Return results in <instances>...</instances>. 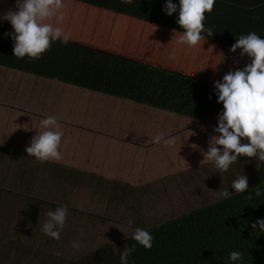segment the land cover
<instances>
[{
  "label": "trees",
  "instance_id": "16d2710c",
  "mask_svg": "<svg viewBox=\"0 0 264 264\" xmlns=\"http://www.w3.org/2000/svg\"><path fill=\"white\" fill-rule=\"evenodd\" d=\"M63 4L62 21L54 16L42 23L60 28L68 42H53L38 59L14 56V41L5 35L13 29L8 22L0 21V67L89 90L93 101L84 98L76 106L92 109L97 103L103 104L104 113L94 111L96 116H117L122 111L106 110L108 104L103 100L96 102L95 96L115 98L138 107L123 113L121 120L143 124L152 121L158 127L146 128L150 139L164 130L174 131L169 137L176 138L175 146L183 161H179L181 166L175 173L210 162L205 153L212 145L206 137L215 136L217 126L196 128L189 122L204 125L219 119L223 105L218 103L215 82L229 71L250 63L246 55H240V49L232 52L231 48L242 34L255 32L264 37V0H216L212 11L205 13L204 21L213 35L205 33V39L194 47L177 43L183 29L176 23V13L166 14V0H134L132 4L121 0H63ZM15 5L16 0H0V15L14 10ZM85 111L84 115L90 116ZM177 119L187 122L186 129L161 127L180 126ZM76 130L82 132L83 138L78 137L82 150L78 151L86 159L85 164L78 161L80 166L111 179L139 185L151 179L154 172L158 171V175L160 172L149 161L148 154L158 156L157 161L177 157V152L170 154V144L163 142L140 148L130 140L106 132L84 127ZM245 140H241L242 144ZM261 219H264V161L257 183L244 194L236 193L190 210L147 230L153 236L150 249L132 237L125 244L135 245L130 256L133 264H264V232L258 225L256 229L252 227ZM233 251L243 253L241 261L229 260Z\"/></svg>",
  "mask_w": 264,
  "mask_h": 264
},
{
  "label": "crops",
  "instance_id": "0c3cea01",
  "mask_svg": "<svg viewBox=\"0 0 264 264\" xmlns=\"http://www.w3.org/2000/svg\"><path fill=\"white\" fill-rule=\"evenodd\" d=\"M52 83H55V85ZM56 84H60L61 87ZM1 85H7L8 89L14 85L18 89L11 97ZM66 85L68 84L57 80L42 78L16 69L0 67V139H2L5 132L16 136L19 135L20 131H25L29 127H33L34 124L42 126V120L49 116L54 117L58 122V130L63 133L61 140H64L66 149L69 150L65 153L64 148H60L62 152L59 160L44 161L43 163L39 161L45 167L43 176L46 177V173L48 176V180L45 181L47 184L45 190L51 192V187H49V182L51 181L55 186L59 185L58 183H65L66 188L69 189L67 194L73 200L72 203L67 204H50L45 202L44 199H38L37 202L42 204H20V192L32 194L28 186L34 185L35 179L22 181L13 172L8 173L7 176L0 173V264H114V257L120 264V252L126 247V240L132 237V230L134 232L136 228H140V226H144L148 222L146 203L131 204V201H125V199L120 202L122 195L124 193L146 194L143 197L145 200H154V203L157 204L159 198L155 196L158 194L161 200L158 204H162L163 198L167 199L166 197L171 192L174 194L173 189L175 188L172 186H176V194H172V197L174 196L175 198L172 199L170 204H180L177 192L181 193L183 190L189 194L191 189H188V187L191 182L195 184L196 175H202L200 174L201 172L192 174L189 171L172 175L159 172L158 175L157 171L152 174L151 179L137 185L132 183L133 181L131 183L119 181L84 170L80 165L85 164L86 159L79 153L78 150H82V147L77 142L80 141L78 137L83 138V136L82 132L79 133L76 128L84 127L97 132H106L112 137L130 140L141 148L154 142L153 138H148L146 128L158 126L152 124H149V126L148 123L143 124L142 122L129 123L122 121L123 113H128L130 109H138V107L123 103L119 105L118 99L104 96H95L98 98L94 100L102 102V100L109 99V101H106L110 102V104L105 106V109L122 111V115H120V112L119 114L114 113L118 114L117 116L113 114L96 116L97 114L94 111L104 113V107H102L104 105L97 103L92 109H89L90 107L76 106L84 98L92 102L93 96H90L91 93L88 95L83 94L85 92L88 93L87 91L89 90L84 89V92H79V88L72 85L67 87ZM54 86L55 88H48ZM68 90L78 91L80 95L73 97L70 101L65 100L61 92ZM58 92L60 93L59 95ZM6 105L23 107V111L28 113L29 117L22 116L21 108L20 111L12 114L14 110L8 109ZM151 110L157 112L156 110ZM84 111L88 112L90 116L84 115ZM98 117L100 119H97ZM217 121L218 119L216 121L211 120L204 123V126L201 127L218 126V123L215 125ZM189 123L193 127H200L193 122ZM161 127L178 128L181 126L163 124ZM128 128H131V130L128 131ZM173 132L164 130L161 133L165 137H169ZM153 135L155 134L152 133ZM218 135L219 133L216 132L215 136L210 138L207 134V143L212 145V139ZM13 139H9L10 147H15L17 151L25 153L24 149L20 150L16 147L17 144L12 143ZM78 146L80 147L78 148ZM73 150L76 152L73 153ZM173 152H177L179 163V159L181 160L179 155L181 154H179L175 143L170 144V154ZM18 155H22V153ZM1 156L0 160H2ZM242 157L244 156L241 155L239 161H242ZM247 159L248 157L245 156L244 163ZM78 161L82 164H79ZM45 165H48L49 168ZM207 165L203 166L207 167ZM133 175L139 178V175ZM190 175L191 178H188ZM44 179L42 178L43 182ZM174 179L176 181L170 184ZM233 179L236 180L237 178L233 177ZM233 179L228 184L231 185ZM198 180L202 182V187L204 188L207 186L205 184H209L205 175L202 177L198 176ZM192 186L194 185L192 184ZM164 188L165 190H163ZM166 191L168 195L164 194ZM57 192L55 190L52 193L56 194ZM3 193L16 195L15 204H12V202L8 204L9 200L6 198L2 199L1 194ZM50 197L53 198L54 196ZM74 201L76 202L74 203ZM63 205L68 207L66 223L61 232V239L54 240L42 232V227L48 219L47 212L50 210L54 211L57 207ZM119 207L121 208L117 211ZM135 214L136 219H134ZM129 220L134 222L131 226L128 224ZM73 242H78L79 247H73ZM129 263L133 264L131 257H129Z\"/></svg>",
  "mask_w": 264,
  "mask_h": 264
},
{
  "label": "clouds",
  "instance_id": "9594fccd",
  "mask_svg": "<svg viewBox=\"0 0 264 264\" xmlns=\"http://www.w3.org/2000/svg\"><path fill=\"white\" fill-rule=\"evenodd\" d=\"M124 4H132L134 0H121ZM216 0H166L164 10L167 15L177 14L176 23L183 29L178 44L196 46L205 33L213 35L211 29L205 27V13H210ZM63 0H16L15 9H10L0 15V21L8 22L13 31L5 33L13 41V53L18 58L25 56L38 59L48 50L51 44L59 40L67 44L68 37L63 35L58 27L42 23L47 18L56 17L62 21L64 16L61 9ZM240 49L241 56H247L250 63L242 69L238 68L225 74L222 80L215 82L218 103L223 105L222 114L218 119L215 131L219 133L213 138L212 146L205 153L206 160L214 163L217 170L227 172L230 166L243 155L247 157L259 156L264 161V37L255 32L240 35L232 45L231 51ZM174 56V54H173ZM42 126L48 130L36 136L29 147L28 155L34 156L38 161L59 160L61 154L58 147L63 133L58 130L57 120L49 116L42 120ZM248 143L242 144V139ZM155 143L173 144L174 138L165 137L163 133L153 138ZM221 146V147H217ZM235 193H245L249 188L248 177L239 176L231 184ZM233 193L228 189H220L215 193V200L228 199ZM256 195H260L259 192ZM48 219L44 222L42 232L54 240L61 239L68 215L66 205L47 212ZM134 222L128 221L129 226ZM259 226L264 232V219L252 225L253 229ZM132 239L146 249L152 247L153 236L142 228H136ZM73 247H79L73 242ZM135 251V245L125 247L120 252V264H129V257ZM243 253L233 251L229 255L232 262L241 261Z\"/></svg>",
  "mask_w": 264,
  "mask_h": 264
},
{
  "label": "rangeland",
  "instance_id": "374dc122",
  "mask_svg": "<svg viewBox=\"0 0 264 264\" xmlns=\"http://www.w3.org/2000/svg\"><path fill=\"white\" fill-rule=\"evenodd\" d=\"M52 84L55 85V83H52ZM56 85L61 87L60 84H56ZM66 86L68 87L70 85H66ZM1 87L4 90H6V92L8 94H10L11 97H13L14 93L18 89L14 85L10 89H8L9 87L7 85H1ZM48 88L52 89V88H55V86L54 87H48ZM78 90H79V92L85 91V90H81V89H78ZM87 92L88 93L85 92L83 94L88 95L90 93L89 91H87ZM59 94L60 93L58 92V95ZM61 94H62V96H64L63 98L65 100H68V101H70L73 97L80 95L78 93V91L74 92L73 90L61 92ZM24 98H26V97H24ZM106 100L109 101V99L104 100V102L107 103L109 106L110 102H107ZM69 104H71V103H69ZM118 104L121 105L122 103L119 102ZM123 104H125V103H123ZM14 106H16V105H14ZM6 107L8 109L14 110L12 112V114H15L16 111H20L22 109V111H21V113H23L22 116L29 117L28 113L24 112L23 107H21V106L12 107L10 105H6ZM37 115H39V114H37ZM177 120L179 122H181L182 125H180V126L184 129H186L187 122L183 119H177ZM147 123L152 124V121H147ZM217 123H218V121L215 122V124H217ZM196 124L200 127L204 126L202 123H196ZM24 128H26V127H24ZM46 130H48V129L43 128L41 125L34 124L33 127H29L25 131H20L19 135H16V136L13 135L12 133H10L11 135H13V136H11L9 134V132H5L4 135L2 136V139H0V155H2L1 156L2 160H0V173L4 176H7L8 173L13 172L17 176H19V178L22 179V181H26V180L31 181V180L35 179L34 185L32 184L31 186H28V189L30 191H32V194L20 192V194H21V196L19 198L20 204H42V203L37 202L38 199H40V200L44 199L45 202H49L50 204H67V203L73 202V200L70 198L69 194H67V191L69 189L66 188L65 183H58L59 185L55 186L51 181V182H49V187H51V192L45 190L46 189L45 186L47 185L45 181L48 180V178H47L48 176H47V173H46V177L43 176V174L45 173V167L43 166L44 164L41 165V163L34 156L28 155V153L26 152V148L30 146L32 140L36 136L40 135L42 132H44ZM201 131L204 132V129H201ZM7 134H9V135H7ZM190 137L191 136L189 135L188 139ZM8 138L9 139L14 138L12 140V143L17 144L16 147H18V149H20V150L24 149L25 153L21 152L19 150L17 151V148H15V147L14 148L10 147L11 145L9 144ZM245 141H247V140H245ZM77 142L79 144H81V142H79V141H77ZM245 143H248V141ZM75 145H76V142H75ZM79 147L80 146H78V148ZM60 148H62V149L64 148L65 153L69 150V149H66V146L64 144V140H61V143L58 147V151L61 154L62 151L60 150ZM78 148H76V149H78ZM72 152L75 153L76 151L73 150ZM21 153H22V155H18ZM23 154L26 156H24ZM147 157L149 158V161H153V163L156 165V167L159 169V171L161 173H168V174L172 175L181 166V165H179L180 163H178V164L175 163V161H176L175 158L169 159V158L162 157L163 159H158V161H157L156 158L158 156H156L155 154L152 156L150 154H148ZM239 160H240V157L238 158L236 163H234L230 166V168L227 172H221V171L217 170L214 163L211 161L206 163V164H208L207 167L202 166V167H195V168L189 169L188 171L191 172L192 174H198L201 172L200 174H202V175H196L195 184L190 181L191 185H189L188 189H191V191L189 192V194H187L183 190L181 191V193L177 192V195H178L177 197L180 198V201H179L180 204H170L172 199L175 197L174 196L172 197V194H173L172 192L170 195H168L167 191L164 192V194L168 195L166 197L167 199L163 198L162 204H158V202L161 201L158 194L155 197L159 198V200H158L157 204H155L154 200H150V199L145 200V198H143V197H145L146 194H142V193H131V194L124 193V195H122V198L120 199V202H122L125 199V201H131V204H141L143 202L146 203V210L148 213V222L146 225L140 226V228L147 231V230L154 228L156 226H159L160 224H163L167 221L173 220V219L177 218L178 216H181V215L189 212L190 210H196V209L201 208L205 205L216 202L215 193H216V191H218L220 189L226 188L230 192L233 193L232 195L236 194L234 192V190L232 188H230V184H228L229 181L231 179H233V177L238 178L241 175H246L248 177L249 187H252L253 185H255L257 183V178L259 177V172H260L261 163H262V161L259 160L258 154L255 157H248V159L246 160L245 163L243 161H239ZM179 161L183 162L182 157H181V160L179 159ZM157 162H159V163L157 164ZM242 163H244V164L241 165ZM45 166L48 167V165H45ZM203 168H205V169H203ZM184 172H186V171H184ZM50 173H51V171H50ZM204 175H205V178L209 181V184L204 183L205 185H207L205 188L202 187V182L200 180H198V176L202 177ZM42 178H45L44 182L42 181ZM188 178H191V175ZM175 181H176V179L171 181L170 184L174 183ZM192 184L194 186H192ZM168 186H170V185H168ZM172 187L175 188V189H173V192H174V194H176V191H177L176 186H172ZM168 188H170V187H168ZM55 190L58 192L56 194L52 193ZM163 190H165V188ZM117 194H120V193H117ZM1 196H2V199L6 198L7 200H9L8 204H11V202H12V204H15V201L17 200L16 195H12L11 193H7V195L3 193V194H1ZM50 196H54V197L52 198ZM45 198H49V199H45ZM75 202L76 201H74V203ZM184 204H188V207H184L183 206ZM115 205H119V204H115ZM120 208L121 207L117 208V211H119ZM176 210H177V213L174 214V212ZM151 213H152V215H151ZM134 219H136V214L134 215ZM137 227H138V225H137ZM132 233H133V230H132ZM78 263H80V262H78ZM113 263L118 264L115 257H114ZM129 264H131V263H129Z\"/></svg>",
  "mask_w": 264,
  "mask_h": 264
}]
</instances>
